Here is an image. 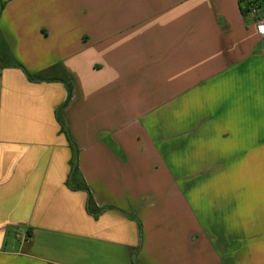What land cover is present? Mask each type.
Returning a JSON list of instances; mask_svg holds the SVG:
<instances>
[{
	"label": "crops",
	"instance_id": "crops-1",
	"mask_svg": "<svg viewBox=\"0 0 264 264\" xmlns=\"http://www.w3.org/2000/svg\"><path fill=\"white\" fill-rule=\"evenodd\" d=\"M0 4V264H264V36L237 0ZM57 63L68 101L26 75Z\"/></svg>",
	"mask_w": 264,
	"mask_h": 264
},
{
	"label": "trees",
	"instance_id": "trees-1",
	"mask_svg": "<svg viewBox=\"0 0 264 264\" xmlns=\"http://www.w3.org/2000/svg\"><path fill=\"white\" fill-rule=\"evenodd\" d=\"M239 4V8L243 17L247 20H257L258 18L264 17V0H237ZM0 6H2L0 4ZM255 10L252 13V10ZM26 75L31 80H61L65 83L67 89V100L68 101L72 95V78L67 74L65 69L61 66V64H54L44 71H40L37 73H28ZM78 172L76 158L71 159L70 161V173H69V185L70 182L73 185H70L73 188L83 189L87 192V200L86 207L89 212L92 214H97L101 211L99 207H97L94 203L93 197L90 194L85 183L78 179L76 181V174Z\"/></svg>",
	"mask_w": 264,
	"mask_h": 264
},
{
	"label": "built area",
	"instance_id": "built-area-1",
	"mask_svg": "<svg viewBox=\"0 0 264 264\" xmlns=\"http://www.w3.org/2000/svg\"><path fill=\"white\" fill-rule=\"evenodd\" d=\"M254 12H255V10L253 9L252 13H254ZM256 22H257V27H258L259 34L264 36V17L258 18ZM22 238L25 241V240L28 239V236L26 234H23Z\"/></svg>",
	"mask_w": 264,
	"mask_h": 264
},
{
	"label": "rangeland",
	"instance_id": "rangeland-1",
	"mask_svg": "<svg viewBox=\"0 0 264 264\" xmlns=\"http://www.w3.org/2000/svg\"><path fill=\"white\" fill-rule=\"evenodd\" d=\"M0 9H1V6H0Z\"/></svg>",
	"mask_w": 264,
	"mask_h": 264
}]
</instances>
